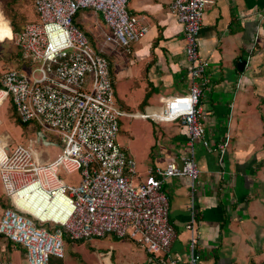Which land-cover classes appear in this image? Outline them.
Returning <instances> with one entry per match:
<instances>
[{"label":"built area","instance_id":"2783aa9c","mask_svg":"<svg viewBox=\"0 0 264 264\" xmlns=\"http://www.w3.org/2000/svg\"><path fill=\"white\" fill-rule=\"evenodd\" d=\"M211 1H170L168 8L182 25L189 84L184 93L168 96L155 113L127 112L118 105L103 54L105 46L129 51L147 32L145 22L127 9L129 0H34L35 19L11 32L28 71L10 68L0 74V105L10 101L21 122L32 123L47 144L59 147L54 158L40 161L21 143L1 144L0 179L11 204L1 212L0 235L24 249L26 264L62 259L65 237L82 241L109 234L138 243L149 255L147 264L199 263L194 234L186 259L170 253L175 229L161 184L187 176L192 191L199 175L196 146L222 155L229 141L228 134L216 144L206 137L200 104L209 79L198 34ZM84 9L100 13L108 29L100 51L74 22ZM121 116L178 120L187 134V152L178 162L137 177L133 157L116 142ZM34 140L40 142L37 134ZM61 168L78 172V181L60 179ZM186 228L192 232L190 223ZM0 264L13 263L0 256Z\"/></svg>","mask_w":264,"mask_h":264},{"label":"crops","instance_id":"0c3cea01","mask_svg":"<svg viewBox=\"0 0 264 264\" xmlns=\"http://www.w3.org/2000/svg\"><path fill=\"white\" fill-rule=\"evenodd\" d=\"M170 1L129 0V12L147 25L145 36L133 43L129 51L104 47L115 99L127 112H159L168 96L187 90L183 30L168 8ZM33 2V18L23 22L17 18V28L35 19ZM14 19L7 18L10 34ZM75 21L95 50L100 51L104 44L101 46V40L108 32L101 14L80 10ZM198 42L201 56L208 61L209 83L200 100L206 114V137L216 144L228 134L229 141L222 155L196 146L199 175L192 191L187 176H173L162 182L161 189L169 201V220L175 229L170 253L186 259L194 234L198 238V264H264V0H212L204 10ZM242 57L245 65L239 69L236 62ZM139 118L149 119L152 124L160 122ZM161 123L155 125H163L164 131L160 133L154 127L150 136L160 134L165 139L158 145H153V140L149 144L151 154L145 158L150 164L144 165L145 170L138 167L139 178L156 166L178 162L187 152V134L182 124L178 120ZM27 127L31 133H38L32 131L35 125ZM4 134L3 143H12L11 137ZM7 198L2 188L0 215ZM189 223L192 232L186 228ZM112 239H121L126 247L110 252L92 249L91 254L96 253L100 264H147L149 255L134 240L115 236ZM91 241L96 243L98 239L88 242ZM12 254L17 256L16 264H26L24 249L0 235V256L11 260ZM80 260L87 264L82 253ZM56 261L50 258L49 262L58 264Z\"/></svg>","mask_w":264,"mask_h":264},{"label":"rangeland","instance_id":"374dc122","mask_svg":"<svg viewBox=\"0 0 264 264\" xmlns=\"http://www.w3.org/2000/svg\"><path fill=\"white\" fill-rule=\"evenodd\" d=\"M0 13L5 18H8L9 16H13L15 20L17 18H20L22 19V22L31 20L34 15L32 0H0ZM102 43L103 38L101 40V46ZM10 68L21 70L23 69V71L26 72L28 71V68L25 67V63L21 60L18 49L12 42L9 30H7L4 36L0 39V74ZM119 94L120 93H118V95ZM136 109L137 108H132V110ZM12 111L13 108L10 101H5L0 105V120L2 122L0 124V145L4 142V133H7L11 137L12 143H21L31 148L33 153L39 157L40 161L45 160L44 158H46L45 161L54 158L59 152V147L56 145H43L41 141L36 142V140H34L35 134L31 133L30 129L27 126L18 123ZM156 123L162 124L163 122L161 123V121H155L154 124H152V121L149 119L126 116H121L119 119V131L116 136V142L119 144V146L123 147L124 149L127 148V150H129V152L127 150L126 151L133 157L136 170H138L139 166L140 170H145L144 165H146V163L150 164V161H148L145 157L147 154H151H149L148 152L150 151L149 144L152 142V140L154 142L153 145L155 144V142L158 145L159 143H161L160 141L162 139H165V136H160V134H157V132V136H150V130L152 131L154 127L155 131L156 129L159 130L160 133L164 131V126H157L155 125ZM32 131L37 133L39 131V128L33 127ZM14 144H12L11 147H13ZM185 147L186 149H188L187 146ZM142 158L144 159L143 162L141 161ZM58 176L66 183H76L79 178L78 172L67 173L62 168L59 170ZM1 189L2 181L0 179V190ZM46 225L49 226L50 224ZM110 235L111 234H109V236ZM102 238L103 237H94L89 240L82 241L65 240L64 258L62 260L56 257L51 258L57 260L56 262L58 264H60V262H63L64 264H85L80 260V254L82 253L87 264H100L101 262L96 257V253L95 255L91 254L92 249H94L95 252H97L98 249L104 252H110V250L112 249H114L113 251H116L119 249H124L126 247V243L121 242V239L115 240L110 237L109 240H105ZM92 239H98V241L96 243L92 241L89 243L88 241ZM123 240H125V238H123ZM114 243L118 244L115 245ZM91 255L92 259L90 260L89 256ZM11 257L12 263L16 264L15 262H17V260L15 258L17 256L15 254H12Z\"/></svg>","mask_w":264,"mask_h":264},{"label":"trees","instance_id":"16d2710c","mask_svg":"<svg viewBox=\"0 0 264 264\" xmlns=\"http://www.w3.org/2000/svg\"><path fill=\"white\" fill-rule=\"evenodd\" d=\"M79 12V11H78ZM77 12V13H78ZM77 15V14H76ZM75 15V16H76ZM74 22H75V17H74ZM5 23L6 24H8L9 25V23H8V20H7V18H5ZM78 26V25H77ZM79 28H81L80 26H79ZM17 29H19V28H17L16 27V23H15V19H14V21H13V31H16ZM21 29V28H20ZM82 29V28H81ZM12 32V31H11ZM18 70H20V69H18ZM13 113H14V116L16 117V120L18 121V123H20V124H22V125H24V126H27L28 124H32V123H30V122H21L20 121V119L17 117V115H16V113L14 112V109H13V111H12ZM33 125V124H32ZM38 128V127H37ZM5 200V199H4ZM5 205H4V207L3 208H5V207H8V206H10V200L7 198L6 200H5ZM65 239H68L67 237H65Z\"/></svg>","mask_w":264,"mask_h":264},{"label":"water","instance_id":"95a60500","mask_svg":"<svg viewBox=\"0 0 264 264\" xmlns=\"http://www.w3.org/2000/svg\"><path fill=\"white\" fill-rule=\"evenodd\" d=\"M245 65V58L242 57L240 58L237 62H236V66L240 69ZM37 139L40 140L41 142H43L44 144H47L46 140H45V135L43 132L38 131L37 133Z\"/></svg>","mask_w":264,"mask_h":264},{"label":"bare ground","instance_id":"6f19581e","mask_svg":"<svg viewBox=\"0 0 264 264\" xmlns=\"http://www.w3.org/2000/svg\"><path fill=\"white\" fill-rule=\"evenodd\" d=\"M86 11V10H85ZM76 22V21H75ZM78 23V22H77ZM79 26V25H78ZM84 28V27H83ZM9 30V27L4 22V16L0 13V39L4 36V34ZM27 206V205H26ZM38 211V210H35ZM39 212V211H38ZM113 237V236H112ZM7 255V254H6Z\"/></svg>","mask_w":264,"mask_h":264}]
</instances>
